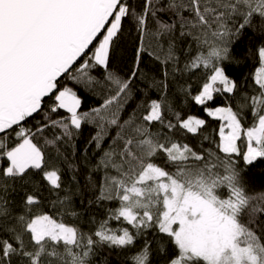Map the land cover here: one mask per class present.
<instances>
[{
  "label": "snow or ice",
  "instance_id": "snow-or-ice-1",
  "mask_svg": "<svg viewBox=\"0 0 264 264\" xmlns=\"http://www.w3.org/2000/svg\"><path fill=\"white\" fill-rule=\"evenodd\" d=\"M0 264H264V0H0Z\"/></svg>",
  "mask_w": 264,
  "mask_h": 264
},
{
  "label": "trees",
  "instance_id": "trees-1",
  "mask_svg": "<svg viewBox=\"0 0 264 264\" xmlns=\"http://www.w3.org/2000/svg\"><path fill=\"white\" fill-rule=\"evenodd\" d=\"M245 71H247V69H245ZM260 179H261V178H260L259 176L256 177L257 183L260 182Z\"/></svg>",
  "mask_w": 264,
  "mask_h": 264
}]
</instances>
